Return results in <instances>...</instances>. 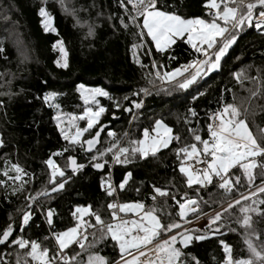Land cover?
<instances>
[{"label": "trees", "instance_id": "16d2710c", "mask_svg": "<svg viewBox=\"0 0 264 264\" xmlns=\"http://www.w3.org/2000/svg\"><path fill=\"white\" fill-rule=\"evenodd\" d=\"M69 1V7L76 9L79 25L72 15L63 13L56 0H0V48L3 49L0 51V93H3L0 95V105H3L0 107V141L3 142L0 146V230L11 223L14 237L19 235L28 240H37L54 252L56 245L50 238L46 223L47 209L54 210L51 231L55 232L74 226L72 212L77 206H90L105 221L110 220L107 203L115 201V197H108L101 190L100 184L102 177L107 178L109 167L106 166L101 173L96 172L90 166V156L83 153L80 145L68 146L56 127L57 121L53 120V116L58 113L59 118L71 120L72 115L78 116L83 112L85 105L76 91L77 84H84L88 88L99 87L109 93L111 99L97 97L100 105L106 109L97 127L111 123L110 130L123 141L122 146H127L130 139H139L143 129L151 128L156 119H161L172 128L174 135L180 137L179 142L172 140L168 148L160 150L155 157L149 155L141 160L137 156L127 165L113 164L112 177L120 203L141 202L146 207H151L154 203L151 197L155 195L153 187H159L169 192V197H157V214L163 209L162 219L165 222L172 218L178 220L175 214L178 206L171 200L172 195L177 199L185 194L198 199L203 214L217 208V202L222 199V190L212 186L204 189L198 185L188 188L185 177L179 171L181 160L177 158L176 149L195 143L189 128L207 139L208 115L219 108L221 100L233 102L235 96V103L241 104V100L247 98L250 91L257 88L264 91V35L246 27L222 58L221 69L210 73L187 90H172L169 93L151 88L149 95L141 93L133 96V91L150 87L146 74L151 71L153 60L165 65L161 69L163 72L201 57L183 42L185 37L166 49L165 54L156 53L153 46L149 49L147 45L151 42L147 41L144 48L136 51L141 64L149 66L142 68L134 62L132 51V44L138 43L139 39L133 35L136 29L129 26L125 31L119 23L123 14L119 7L120 0ZM205 3L206 0H159V7L160 10L176 12L184 18H208ZM41 6L46 7L52 15L56 33L43 31L41 17L38 15ZM89 27L93 30L91 36L87 35ZM57 40L62 41L67 51V68H57L54 63L61 55L59 45L53 48ZM148 51L153 54L151 57L145 54ZM169 56H174L175 59L169 60ZM233 72L244 74L241 76V83L233 78ZM249 77H259L260 82ZM156 83L159 84V81ZM47 92L58 93L52 101L58 108L45 105L43 97ZM125 96L128 97L127 100L124 99ZM192 96H196V99L193 100ZM133 100L142 102V107L124 112L125 107L131 108ZM113 101L121 106L115 108ZM255 105H264V99L254 101L256 115L253 116L250 112L248 116L251 130L259 135L258 127H264V112L255 108ZM189 107L195 111V116L188 113ZM114 117L119 119L113 122ZM186 117L190 123H185ZM81 126L84 127V123ZM94 132L95 129L91 130L92 135ZM125 133L128 135L125 136ZM89 137L90 133L86 134L85 139ZM108 146L106 131L98 148ZM65 147H69L67 152L63 151ZM58 151L63 152V155L52 158L65 171L68 178L65 188L51 193L50 198H39L32 207L33 216L29 226L21 232L18 225L27 203L25 196L51 187L47 183L48 169L44 161ZM69 155L76 158L78 163L85 164L76 175L67 170ZM110 158L109 154L106 157L109 163ZM13 164L19 165L28 174L22 176V180L26 181L23 185L25 191L15 195L13 189L17 182L9 178L15 176L11 169ZM6 169L8 176L3 174ZM233 171L242 176L238 169ZM127 172L132 175L121 191L119 183ZM254 172L257 177L255 183L258 185L261 182L260 169ZM242 184L243 186H236L229 199L247 190L246 182L242 180ZM261 207L264 208V205ZM251 215L252 227L248 231L258 234L259 239L256 240L255 236L249 238L260 247L264 244V215ZM90 220L95 223L94 219ZM92 232L93 230L89 232V241L92 239ZM221 232L222 235H212L209 239L193 242L185 251L195 257L199 264H222L224 252L220 241L223 240L232 248L234 258L248 257L249 253L243 242L245 230L235 223V217L225 219V227ZM46 236L49 239H45ZM111 243L110 240L100 243L90 251H98L110 260L114 259L118 250L114 251ZM73 249L80 252L78 246L72 245L66 249V253H71ZM18 252L22 255L15 246H3L0 248V257L16 264ZM84 258L86 255L78 257L77 264ZM188 264H195V261L189 257Z\"/></svg>", "mask_w": 264, "mask_h": 264}, {"label": "snow or ice", "instance_id": "6c2138e0", "mask_svg": "<svg viewBox=\"0 0 264 264\" xmlns=\"http://www.w3.org/2000/svg\"><path fill=\"white\" fill-rule=\"evenodd\" d=\"M56 3L65 15H72L77 25L80 24L76 9L68 6V0H56ZM204 6L208 10L206 15L210 19L184 18L176 12L160 10L159 0H120L119 7L123 10L119 18L120 26L125 31L132 26L136 29L133 35L139 38L138 43L132 44L134 62L137 65L142 68L149 67L141 64L140 59L136 57V51L144 48L149 40L151 41V44L147 45L149 49L154 46L156 53L165 54L166 49H169L181 37L186 36L183 42L202 57L171 71L163 72L161 69L165 65L157 64L153 60L150 66L151 71L146 74L150 87H142L133 91L131 95L139 96L141 93L149 95L151 88L169 93L172 90H187L210 73L221 69L222 58L236 43L238 34L246 27L255 28L259 34L264 35V0H206ZM38 15L41 17L40 24L43 31L56 33L53 17L46 7H39ZM92 34L93 30L89 27L87 35ZM58 45L61 55L54 63L57 68H67L69 66L67 51L60 40L53 44V48L55 49ZM0 51L3 49L0 48ZM145 54L149 57L153 55L150 51ZM171 59L175 57L169 56V60ZM242 75H244L242 72L232 73L237 83L242 82ZM249 79L260 82L259 77H249ZM157 81L159 84L156 83ZM76 91L85 107L82 114L72 115L71 120L73 122L86 120V125L79 127L73 123L71 126L75 128V132L70 133L61 127L59 113L53 116V120L57 121L56 127L68 146L74 147L79 144L82 151L89 154L90 166L93 169L101 170L106 166L111 168V164L127 165L137 156L141 160L149 155L155 157L161 149L168 148L172 140L175 139L177 142L180 140L178 135L173 134L172 128L161 119H156L151 128L143 129L141 138L130 139L127 146H122L121 139L109 129L107 131L109 146L97 148L101 133L106 127L104 125L97 127L99 118L106 111L97 97L108 99L111 97L102 88H88L84 84H77ZM57 95L56 92L45 93L43 97L45 105L58 108L57 104L52 103ZM124 99L127 100L128 97L125 96ZM192 99L195 100L196 96H192ZM257 99H264V91L260 88L250 91V95L242 99L241 104L235 103V96L233 102L221 100L219 108L208 115L210 122L207 124V139L202 138L196 130L189 128L188 131L192 133L195 143L176 149L177 158L181 160L179 171L185 177L188 188L198 185L204 189L212 186L222 190V199L217 202L219 206L212 214H203L198 199L187 197L186 194L177 199L175 195H172L171 200L178 206L175 210L178 220L172 218L165 222L162 219L164 210L161 209L160 214H157V197H169V192L166 189L153 187L155 195L151 197L154 202L151 207H146L141 202H108L110 220L105 221L100 213L93 211L90 206H77L72 212L73 219L76 221L75 226L61 232L51 231L54 210L47 209L46 223L49 226L50 238L57 246L54 252L37 240H28L19 235L14 237V227L11 223L0 230V245L15 246L22 252V255L18 252L16 264H77L78 257L85 255L86 258L81 259L79 264H188L189 257L195 261V264H199V261L185 250L193 242L209 239L212 235H222L221 229L225 227V219L235 217V223L245 230L243 242L249 255L247 258H234L230 245L221 240L220 244L224 252L223 264H264V244L257 247L256 242L249 237L255 236L258 240V234L248 231L252 227L251 214L264 215V208L261 207L264 205V127H258L259 135H257L248 123L250 112L253 116L256 115L253 105ZM92 105L95 107L93 108ZM113 105L115 108L121 106L117 101H113ZM141 107L142 102L133 100L131 108L125 107L123 110L127 113ZM255 108L264 112V105H255ZM187 111L192 116L196 115L191 107ZM185 123H190L187 117ZM93 129H95L94 135L91 134ZM85 133H90V137L82 140ZM127 135L128 133H125V136ZM2 144L3 142L0 141V146ZM68 150L69 147H65L63 151ZM109 154L111 164L106 159ZM62 155L63 152H54L44 161L48 169L47 183L51 187L25 196L27 203L18 225L21 232L29 226L33 216L32 207L39 198H50L51 193L65 188L68 179L65 171L52 158ZM185 161L189 163L185 164ZM191 161H195V164L200 167H194ZM67 167L71 168L72 175H76L85 167V164L78 163L72 155H69ZM11 169L15 172V176L9 178L17 182V186L13 189V195H15L17 192L25 191L23 185L26 181L22 180V176L28 174L19 165L13 164ZM235 169H238L242 176L237 175L233 171ZM256 169H260L259 185L255 183L257 177L254 170ZM3 174L8 176V170L6 169ZM131 175V172L124 174L123 180L119 183L121 191L125 189ZM242 180L247 184V194L240 193L239 199H229L230 193L236 190L237 185L243 186ZM100 184L101 190L108 197L114 195L115 186L110 176L102 177ZM241 200L250 201V203L241 204ZM128 213L138 219L126 218ZM190 214L195 215L196 219H199L202 214L206 215L207 231L184 228V225L192 222L189 218ZM85 216L94 219L95 224L85 221L83 219ZM88 229H93L90 241ZM231 230L235 231V229ZM45 239L49 237L46 236ZM109 240L112 242L113 250H118L116 258L110 260L98 251H90L98 244ZM71 245L78 246L80 252H75L73 249L71 253H66L65 250ZM0 264H11V262L0 257Z\"/></svg>", "mask_w": 264, "mask_h": 264}, {"label": "rangeland", "instance_id": "374dc122", "mask_svg": "<svg viewBox=\"0 0 264 264\" xmlns=\"http://www.w3.org/2000/svg\"><path fill=\"white\" fill-rule=\"evenodd\" d=\"M72 1V0H71ZM71 5V3H70V1L68 0V6H70ZM195 18H197V17H195ZM199 18H203V19H209V18H205V17H199ZM145 35H146V33H145ZM182 38V37H181ZM187 37L185 36V39H186ZM150 41V40H149ZM151 42V41H150ZM153 48L155 49V47L153 46ZM59 49V48H58ZM202 58V57H201ZM93 107V106H92ZM94 108V107H93ZM82 114V113H81ZM80 115V114H79ZM100 119V118H99ZM59 120H60V122H61V127H63L64 129H65V131L66 132H70V133H74L75 132V128H73L71 125L73 124V122L71 121V120H69V119H62V118H59ZM132 120V119H131ZM82 121V122H81ZM75 123V122H74ZM84 123V126L86 125V120H78V123H75L77 126H79V127H82L81 125ZM154 124V123H153ZM169 127V126H168ZM142 133H143V131H142ZM142 133H141V137H142ZM86 134H88V133H85L84 134V136L81 138L82 140L83 139H85V136H86ZM140 137V138H141ZM123 141H121V143H122ZM77 145H79V144H77ZM170 145V144H169ZM165 149V148H164ZM161 150H163V149H161ZM110 161H111V158H110ZM259 185V184H258ZM248 190V189H247ZM246 191V190H245ZM237 197V196H236ZM235 197V198H236ZM235 198H233V199H235ZM193 199H195V198H193ZM246 201H243V200H241V204L242 203H245ZM126 203H134V202H126ZM218 208V207H217ZM217 208H215V209H217ZM214 209V210H215ZM123 215V214H122ZM127 217H131L132 219H138V217H133L132 216V214L131 213H128V215H127ZM84 218H86V216L84 217ZM83 218V219H84ZM191 219V221L193 222V225H194V222H197L196 220H198V219H196V217L195 216H193L192 218H190ZM207 224V221L206 222H202V223H200V222H198L197 223V226L196 227H192V228H195V229H199V230H204L205 229V225ZM75 226V225H74ZM73 227V226H72ZM68 229V228H67ZM67 229H65V230H67ZM65 230H63V231H65ZM61 232V231H60ZM54 243H55V241H54ZM72 246V245H71ZM70 246V247H71ZM56 248H57V246H56ZM66 251V250H65ZM223 264V263H222Z\"/></svg>", "mask_w": 264, "mask_h": 264}, {"label": "built area", "instance_id": "2783aa9c", "mask_svg": "<svg viewBox=\"0 0 264 264\" xmlns=\"http://www.w3.org/2000/svg\"><path fill=\"white\" fill-rule=\"evenodd\" d=\"M208 11V10H207ZM208 17V16H207ZM209 19H210V17H208ZM254 30H255V28H253ZM185 64H187V63H185ZM184 65V64H183ZM209 121V120H208ZM210 122V121H209ZM187 163H189L188 161H185V164H187ZM191 163L193 164V166L194 167H200V165H196L195 164V161H191ZM110 164H111V161H110ZM112 166H113V164H111V168H109V172H108V175H107V178L110 176L111 177V181H112V184L114 185V182H113V177H112ZM115 186V185H114ZM247 191L248 190H246V191H244V192H242V193H244V194H247ZM114 197H115V201H118V199H117V192H116V187H115V193H114ZM240 198V196L238 195L235 199H239ZM119 202V201H118ZM216 210V209H215ZM213 211L214 210H212V211H210V212H208V213H205V214H212L213 213ZM122 215V214H121ZM193 216H195V215H192V214H190V217L189 218H192ZM126 218H128V219H132L131 217H126ZM84 220L85 221H88V222H90V223H92V224H95V223H93L90 219H88V218H84ZM197 222H194V225H193V222H191L190 224H187V225H184V228H192V227H196L197 226V223L198 222H200V223H202V222H206L207 221V219H206V215H201V217L198 219V220H196ZM75 223H76V221L74 220V225H75ZM91 230H93V229H88L87 231H88V233L91 231ZM181 231H183V229H181Z\"/></svg>", "mask_w": 264, "mask_h": 264}, {"label": "water", "instance_id": "95a60500", "mask_svg": "<svg viewBox=\"0 0 264 264\" xmlns=\"http://www.w3.org/2000/svg\"><path fill=\"white\" fill-rule=\"evenodd\" d=\"M117 119H119V117H116V118H113L112 119V121L114 122V121H116ZM102 125H104V126H106L105 127V129L102 131V133H101V137L99 138V140H100V142H101V138H102V135L106 132V131H108L110 128H111V123H104V124H102ZM94 134H95V132H94ZM93 134V135H94ZM99 145H100V143H98L97 144V148L99 147ZM95 151V150H94ZM85 155H89V154H87V153H85V152H83ZM76 159V158H75ZM77 160V159H76ZM67 170L69 171V172H72L71 171V168H69V167H67ZM103 171V169H101V170H96V172H98V173H101ZM47 213V212H46ZM4 245H0V248L1 247H3Z\"/></svg>", "mask_w": 264, "mask_h": 264}, {"label": "crops", "instance_id": "0c3cea01", "mask_svg": "<svg viewBox=\"0 0 264 264\" xmlns=\"http://www.w3.org/2000/svg\"><path fill=\"white\" fill-rule=\"evenodd\" d=\"M194 52H195V51H194ZM195 54H197V56H199V54H198V53H196V52H195ZM193 186H194V185H193Z\"/></svg>", "mask_w": 264, "mask_h": 264}]
</instances>
